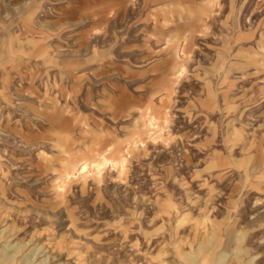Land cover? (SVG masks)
<instances>
[{
  "label": "rangeland",
  "instance_id": "obj_1",
  "mask_svg": "<svg viewBox=\"0 0 264 264\" xmlns=\"http://www.w3.org/2000/svg\"><path fill=\"white\" fill-rule=\"evenodd\" d=\"M0 264H264V0H0Z\"/></svg>",
  "mask_w": 264,
  "mask_h": 264
}]
</instances>
